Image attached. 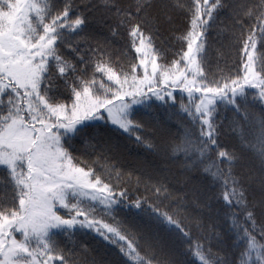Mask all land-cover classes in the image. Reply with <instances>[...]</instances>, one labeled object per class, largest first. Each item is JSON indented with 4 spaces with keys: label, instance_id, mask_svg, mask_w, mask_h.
Returning <instances> with one entry per match:
<instances>
[{
    "label": "snow or ice",
    "instance_id": "1",
    "mask_svg": "<svg viewBox=\"0 0 264 264\" xmlns=\"http://www.w3.org/2000/svg\"><path fill=\"white\" fill-rule=\"evenodd\" d=\"M0 264H264V0H0Z\"/></svg>",
    "mask_w": 264,
    "mask_h": 264
},
{
    "label": "trees",
    "instance_id": "2",
    "mask_svg": "<svg viewBox=\"0 0 264 264\" xmlns=\"http://www.w3.org/2000/svg\"><path fill=\"white\" fill-rule=\"evenodd\" d=\"M136 151H137V150L133 147V154H135Z\"/></svg>",
    "mask_w": 264,
    "mask_h": 264
}]
</instances>
